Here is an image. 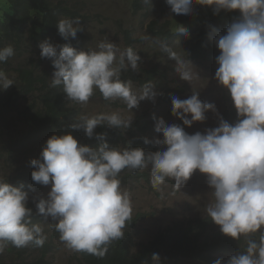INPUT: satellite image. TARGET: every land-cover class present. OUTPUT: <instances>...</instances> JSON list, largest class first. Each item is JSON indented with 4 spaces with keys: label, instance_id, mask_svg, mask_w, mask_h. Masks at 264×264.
<instances>
[{
    "label": "clouds",
    "instance_id": "9594fccd",
    "mask_svg": "<svg viewBox=\"0 0 264 264\" xmlns=\"http://www.w3.org/2000/svg\"><path fill=\"white\" fill-rule=\"evenodd\" d=\"M144 3L149 4L150 0ZM165 3L172 13L184 16L191 14L194 3L212 6L214 15L221 10L239 12L225 34L217 36L219 53L210 59L217 56L215 78L227 89L237 120L231 124L224 120L215 104L202 102L198 92L183 100L172 97V115L184 126L203 122L208 111L216 114L217 126L204 133L188 134L184 127L166 124L160 118L155 132L162 139L155 143L166 148L145 152L130 143L112 146L103 133L95 132L98 126L105 125L126 130L133 114L127 118L119 112L83 115L70 127H82L88 138L95 136L99 141L96 147L78 144L71 133L53 134L42 147L40 157L30 161L34 169L32 181L50 186L46 197L33 198L35 214L53 222L49 226L69 249L103 258L113 241L123 239L127 222L132 219L131 193L122 188L119 179L124 169L150 167L153 188L159 189L166 179H172L177 191L198 170L206 175L214 198L206 213L221 233L234 240L259 233L258 240L246 241L243 252L237 251L227 260L218 258L213 264H264V0ZM79 21V17L59 19V35L65 41L75 39L81 30ZM176 32L183 37L188 35L179 24ZM38 47L41 58L50 59L54 68L49 86L62 85L71 101L87 104L98 90L105 100L122 99L130 111L140 101L157 95L151 81L134 90L131 80L121 79L122 72L139 68L141 57L130 46L121 50L107 36L87 51L68 43L53 44L48 39ZM161 50L175 62L180 79L191 82L199 77L185 59L184 51L178 53L166 43L161 44ZM13 55L12 45L0 47V63ZM12 85L14 81L0 69V90ZM149 140L145 138L144 143ZM23 187H14L0 178V255L9 244L16 248L42 247L47 240L42 226L32 222L29 194ZM151 261L162 264L158 253L152 254Z\"/></svg>",
    "mask_w": 264,
    "mask_h": 264
},
{
    "label": "trees",
    "instance_id": "16d2710c",
    "mask_svg": "<svg viewBox=\"0 0 264 264\" xmlns=\"http://www.w3.org/2000/svg\"><path fill=\"white\" fill-rule=\"evenodd\" d=\"M143 3L144 0H135V8L143 7ZM8 6L9 12L0 18V47L10 44L14 50H18L26 48L27 41L38 46L48 39L53 44L68 43L80 50L89 38V34L82 28L77 32L75 39L70 37L65 41L59 35L56 25L59 19L65 17H79V24H86L92 19L89 10L90 0H8ZM192 12L193 15L183 19L187 22L183 27L191 34L186 58L194 62L210 61L219 53L215 44L217 36L225 34L227 26L238 18L239 12L221 10L214 15L213 10H210L207 14L199 16L198 6H195ZM122 28L123 26L120 29ZM165 28L166 26L161 27L157 21L152 22L148 27V34L157 38L167 36ZM127 36L131 37V33L129 32ZM179 36L181 35L177 37ZM37 64L39 67L44 65L43 61ZM37 69L38 67L35 66L17 67L15 69L17 87L13 88L7 98H2L3 94L0 92V120L4 123L0 133L7 135L10 139L9 145L2 147L1 153H7L10 164H17L21 161V157L25 156L26 151L39 147L34 155L22 162L20 167L14 168L13 171L9 170L8 176L4 179L14 187L23 184L22 190L26 192L42 188L31 179V171L34 169L30 161L40 157L42 147L51 135L71 133L78 144L93 148L99 143L95 136L88 138L82 127H70L83 116L81 110L69 104L62 85L50 87L47 76L37 74ZM145 70L148 78L159 82L165 81L164 77L159 78L161 71L158 68ZM135 81L140 83V87H142L141 82L145 83V80L140 78H135ZM27 97H34V100L26 99ZM228 112L231 113L226 121L230 124L231 121L234 123L237 120L234 107L231 106ZM10 118H14L18 125L28 124L29 127L16 138H12L7 132ZM154 120H158L156 112L146 113L133 127L139 129L143 137L147 136L152 142L151 145L134 142L132 147H140L145 152L162 151L150 137L155 129ZM95 132L103 133L106 141L112 146H124L128 143L123 129L109 128L105 125L98 126ZM133 135L136 136V133ZM149 176L150 173L143 169H124L119 174V179L122 185L127 186L129 182L136 184ZM28 206L33 210L32 222L41 224L44 218L35 214V205L31 203ZM140 216L142 217L139 218L148 217L147 214ZM139 232L138 220L133 217L127 222L123 239L113 241L103 258L78 252L72 264H154L151 261L153 253L159 254L162 264H213V261L218 258L227 260L237 251L243 252L248 239H259L256 233L249 236L242 235L239 240H234L222 234L220 228L210 218L192 219L167 227L159 231L151 241L136 244L134 240ZM56 239H59V233L52 228V236L47 237L42 247L30 245L16 248L9 244L0 255V264H50L49 255L54 251Z\"/></svg>",
    "mask_w": 264,
    "mask_h": 264
},
{
    "label": "rangeland",
    "instance_id": "374dc122",
    "mask_svg": "<svg viewBox=\"0 0 264 264\" xmlns=\"http://www.w3.org/2000/svg\"><path fill=\"white\" fill-rule=\"evenodd\" d=\"M134 3L135 0H90L89 10L91 11L92 19L84 25L79 24V28H83L89 34V38L80 50L87 51L88 48H95L96 44L106 36L111 42L116 43L121 50L129 46L134 47L133 49L141 57L139 68L136 71L129 68L127 71L122 72L121 79L131 80L134 90L141 88L140 83H137L135 78L145 80V83L151 81L155 85L154 91L157 95L154 99L140 101L137 107L130 110L132 113L122 99L105 100L98 90L95 91L87 104L76 103L68 99L69 104L74 108L80 109L82 115L88 116L119 112L122 117L127 118L133 114L131 126L126 130L123 129L125 140H128L130 144L144 142V139L147 138V136L143 137L139 129L133 128L146 113L156 112L158 119L162 118L166 124H178L184 127L188 134L204 133L206 129L217 126V116L212 111L205 113L206 119L203 122H194L191 126H184L181 120L172 115V97L183 100L190 97L193 92H198V98L202 102L214 103L219 115L224 120H228L231 113L228 111L232 100L227 89L220 85L215 78V72L218 68L216 64L217 56L211 61H190L194 66L192 71H197L199 77L187 82L180 79L175 71V62L169 59L167 53L161 50V44L166 43L176 52L183 54L184 51L186 54L191 34L187 31L188 35L186 37L182 35L177 37L179 33L176 32V29L177 24L186 25L187 22L183 20L184 17L187 18L194 13L191 12L188 16L172 13L170 6L165 3V0H150L149 4L143 3V7L139 9L135 8ZM195 6L199 7V16H203L212 10V6H203L196 3L193 4L192 10ZM6 12H9L8 0H0V18ZM155 21L159 22L161 27L166 26L167 36L157 38L148 34L149 25ZM122 26L123 28L120 29ZM129 32L131 37L127 36ZM132 39L135 40L132 41ZM25 47L14 50L17 54L14 53L13 57L7 59L6 62L0 63V69L4 70L6 75L14 81V85L9 86L6 90H0L3 94L2 98H7L13 88L17 87L15 69L19 66L38 67L37 74L47 76L46 78L49 82L52 78L54 68L51 60L41 58L37 44L27 41ZM185 59L187 58L185 57ZM41 61H43L44 65L39 67L37 62L40 63ZM152 66H159V71H161L159 78L164 77L165 81L159 82L156 79L147 77L145 69ZM142 85L143 82H141ZM26 99L33 101L34 97H27ZM188 118H190V115ZM153 122L156 124L157 120ZM8 124L7 132L11 134L12 138H16L29 127L28 124L18 125L14 118H10ZM3 126L4 123L0 120V128ZM133 133H136V136ZM142 137L143 139L139 141ZM150 137L153 141L162 139V136L156 133L155 129ZM9 143V137L0 133V178L3 179H6L9 170L13 171L14 168L20 167L22 162L34 155L39 148L29 149L26 151L25 156L21 157L20 162L10 164L7 159V153H1L2 147H7ZM151 143H147L148 146ZM158 147L162 151L166 148L164 145ZM12 166L14 167L12 168ZM149 169L150 167L143 169V171L150 173ZM150 179L151 177L149 176V178H144L136 184H133V182H129L127 186L121 184L122 188L129 190L131 193L132 218L134 217L138 220L140 232L135 236L134 242L136 244L151 241L159 231L167 227L179 225L192 219L210 218L206 213V208L213 203L214 198L212 189L207 184L205 174L200 173L198 170L194 171L191 178L178 191L175 190L172 179H166L159 189L152 187ZM49 190L50 186H42L40 190L28 192V205L33 203L34 197H46ZM142 214H147L148 217L139 218L142 217L140 216ZM50 223L53 222L44 218V221L40 224L48 238L52 236ZM54 245V251L49 255L50 264H72L74 262L78 252L69 249L59 239L54 240Z\"/></svg>",
    "mask_w": 264,
    "mask_h": 264
}]
</instances>
